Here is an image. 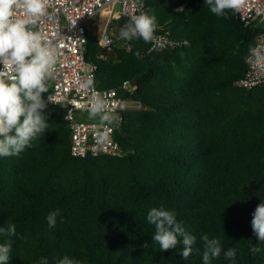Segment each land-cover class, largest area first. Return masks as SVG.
<instances>
[{
  "label": "trees",
  "instance_id": "16d2710c",
  "mask_svg": "<svg viewBox=\"0 0 264 264\" xmlns=\"http://www.w3.org/2000/svg\"><path fill=\"white\" fill-rule=\"evenodd\" d=\"M201 1L143 0V13L156 18L155 37L169 35L174 48L149 53L153 41L121 38L128 17L115 22L109 48L88 37L96 87L116 89L141 109L123 112L115 133L122 156L79 158L66 111L46 102V131L19 155L0 157L8 264H59L65 255L80 264H204V235L222 249L210 264H264V242L251 228L264 201V87L236 86L263 28L245 26L235 11L218 17ZM161 207L196 238L187 260L182 242L161 252L152 240L147 214ZM56 210L50 228L46 217ZM230 248L234 261L224 256Z\"/></svg>",
  "mask_w": 264,
  "mask_h": 264
},
{
  "label": "clouds",
  "instance_id": "9594fccd",
  "mask_svg": "<svg viewBox=\"0 0 264 264\" xmlns=\"http://www.w3.org/2000/svg\"><path fill=\"white\" fill-rule=\"evenodd\" d=\"M244 0H205L216 16L227 18L228 11H238ZM51 0H0V65L10 69V74L0 70V157L19 155L32 141L48 128L43 115L47 103L44 94L49 90V81L55 79L54 69L58 59V47L36 30L38 22L48 14ZM157 28L155 16L146 13L134 15L120 29V36L126 40L142 39L150 43L155 39ZM255 63L264 62L258 49H251ZM135 55L140 58L137 51ZM89 84L91 81L88 82ZM86 85L85 87H87ZM51 97H47L50 101ZM90 118H98L103 124L112 123L115 117L106 100L99 93H93L88 109ZM107 139L101 133L98 142ZM59 210L50 212L46 220L50 228L55 227ZM147 221L155 226L152 240L158 243L160 251L175 249L182 242L181 256L187 260L192 253L195 237L185 231L177 222L175 214L164 208H152ZM251 228L259 241L264 242V201L257 205L251 220ZM4 228H0L3 232ZM8 234L15 235V225H9ZM182 238V241H181ZM204 242L203 262L218 258L221 246L218 238L202 236ZM11 244H0V264H8ZM255 255L260 248L252 247ZM224 256L228 260L236 257V250L228 249ZM40 264H47L41 258ZM59 264H80L65 255Z\"/></svg>",
  "mask_w": 264,
  "mask_h": 264
},
{
  "label": "built area",
  "instance_id": "2783aa9c",
  "mask_svg": "<svg viewBox=\"0 0 264 264\" xmlns=\"http://www.w3.org/2000/svg\"><path fill=\"white\" fill-rule=\"evenodd\" d=\"M196 4L201 0H193ZM186 5L176 10H181ZM143 0H51L48 14L38 22L37 29L59 45L58 59L54 69L55 79L51 80L52 89L47 95L51 97L46 102L60 106L66 111L65 120L71 131V152L75 157L111 155L122 156L124 151L115 140V133L123 119V112L141 109V104L130 98L123 97L118 90L98 89L95 83L96 67L87 63L85 54L88 43V24L106 11L113 21L121 17L131 19L134 15L143 13ZM236 12V19L245 26L261 25L263 32L256 40L254 49L264 56V0H244ZM108 27V25L106 26ZM106 27L100 36V44L109 48L115 43L112 35H107ZM177 41L169 35L155 37L149 53L160 52L174 48ZM252 53L248 57L249 69L246 75L236 82V86L244 89L264 87V62L256 64ZM0 70L10 74V69ZM91 81L89 84L88 82ZM88 85L87 87H85ZM124 90L132 91L125 84ZM93 93H99L107 101L115 119L112 123H94L84 120L88 117L90 100ZM101 133L107 139L98 142Z\"/></svg>",
  "mask_w": 264,
  "mask_h": 264
},
{
  "label": "rangeland",
  "instance_id": "374dc122",
  "mask_svg": "<svg viewBox=\"0 0 264 264\" xmlns=\"http://www.w3.org/2000/svg\"><path fill=\"white\" fill-rule=\"evenodd\" d=\"M109 18L110 16L106 11L102 12L101 14L93 18L87 27L88 37L89 38H95V37L100 38L102 32L104 31V28L108 25V27H106L107 35H112V37L115 40H117L118 32L116 29L115 21H113L112 19L109 21ZM84 120L94 122V123H101L98 118L93 119V118H90L89 115L88 117H85Z\"/></svg>",
  "mask_w": 264,
  "mask_h": 264
}]
</instances>
